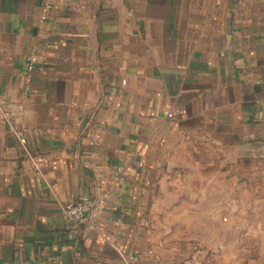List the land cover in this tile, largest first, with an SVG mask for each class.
<instances>
[{"label":"crops","instance_id":"1","mask_svg":"<svg viewBox=\"0 0 264 264\" xmlns=\"http://www.w3.org/2000/svg\"><path fill=\"white\" fill-rule=\"evenodd\" d=\"M0 98L48 160L0 116V264H179L165 229L211 190L189 177L264 145V0H0Z\"/></svg>","mask_w":264,"mask_h":264},{"label":"rangeland","instance_id":"2","mask_svg":"<svg viewBox=\"0 0 264 264\" xmlns=\"http://www.w3.org/2000/svg\"><path fill=\"white\" fill-rule=\"evenodd\" d=\"M229 156L213 160L217 173L189 177L191 184L204 178L211 190L196 191L205 204L194 221L181 218L165 229L177 234L168 244L181 249L179 264H264V145L259 158L234 151Z\"/></svg>","mask_w":264,"mask_h":264},{"label":"built area","instance_id":"3","mask_svg":"<svg viewBox=\"0 0 264 264\" xmlns=\"http://www.w3.org/2000/svg\"><path fill=\"white\" fill-rule=\"evenodd\" d=\"M51 0H47L49 3ZM47 12V9H45ZM46 17V14L45 16ZM33 69V64L30 63L29 70ZM0 116L2 120L7 124L9 130L14 134L21 146L26 157L34 164L35 168L43 174V170L48 160L44 156L35 155L27 145V139L18 130L12 121L10 112L5 107V102L0 98ZM171 116V115H170ZM111 195L109 191H106L102 188H97L95 191L94 198L89 201L71 199L66 201L62 208L67 220L76 226H88V227H97L98 220L101 217L104 208L106 206V201Z\"/></svg>","mask_w":264,"mask_h":264}]
</instances>
